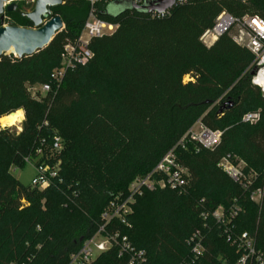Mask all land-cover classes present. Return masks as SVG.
<instances>
[{
  "label": "trees",
  "instance_id": "obj_1",
  "mask_svg": "<svg viewBox=\"0 0 264 264\" xmlns=\"http://www.w3.org/2000/svg\"><path fill=\"white\" fill-rule=\"evenodd\" d=\"M223 11L264 20V0H193L162 19L136 11L117 18L102 12L119 29L95 39L94 59L68 72L42 103L32 99L28 86L51 83L64 46L83 29L88 4L64 0L52 9L51 18L61 17L64 29L44 50L0 58V119L21 109L26 113L22 133L0 127V264H67L96 234L112 199L128 194L131 183L149 174L199 120L223 137L213 150L197 152L193 144L178 148L179 162L189 171L186 191L146 192L128 218L131 228L113 227L147 253V264L188 261L187 241L199 229L206 250L198 264H236L237 248L211 219L205 232L200 218L203 211L230 209L236 200L242 210L233 234H249L264 252V95L253 84L255 57L236 43L237 27L210 48L201 41ZM7 16L15 26L34 27L17 12ZM253 109L260 119L243 122ZM56 134L65 143L63 171L44 191L21 184L11 165L23 169L26 158L37 156L40 138L52 141ZM5 145L14 147V154ZM233 156L260 176V204L219 167ZM94 264L127 263L112 250Z\"/></svg>",
  "mask_w": 264,
  "mask_h": 264
},
{
  "label": "built area",
  "instance_id": "obj_2",
  "mask_svg": "<svg viewBox=\"0 0 264 264\" xmlns=\"http://www.w3.org/2000/svg\"><path fill=\"white\" fill-rule=\"evenodd\" d=\"M84 1L89 6V12L81 33L75 41L68 42L64 46L60 65L51 74V83L28 86V91L34 100L58 91L68 72L85 66L94 59L95 54L91 49V43L95 39L113 35L119 29V24L104 19L101 17V13L108 12L107 8L109 9L111 5L124 0ZM131 1L135 6L142 7L147 3H156L160 0ZM35 2L36 0H31V4L35 5ZM185 3L187 2H178L176 6ZM172 10L162 14L152 13L151 16L154 19H162L169 16ZM3 19L7 20V22H3V26L10 24L7 13ZM233 27L238 28V34L235 37L236 43L247 48L255 57L253 84L259 87L264 95V20L261 17L245 15L241 18H234L228 12L223 11L216 19L214 28L206 31L201 41L210 48ZM37 87L38 91H36ZM259 119L260 113H250L244 116L243 122L256 123ZM45 125L48 123L46 122ZM222 137V131L211 130L201 120L197 121L149 174L137 177L131 183L128 194H119L112 199L101 216V225L96 234L86 240L77 252L70 255L67 264H93L102 254L112 250H116L118 257L126 260L127 264H147V253L137 250L129 237L124 235L119 228L113 227V224L118 223L119 226L130 229L128 218L133 214V207L137 199L143 197L146 192L170 189L179 194L184 193L188 185L189 171L179 162L178 148L186 149L193 144L197 152L203 149L213 150L221 143ZM46 144L47 141H43L37 147L35 158L30 156L25 159L26 164L31 163L35 166L36 176L30 185L33 190L49 189L59 176V172L45 160ZM52 148L60 153L65 150V143L61 136L57 134L53 136ZM219 167L249 193L252 202L261 203L263 187L256 186L260 178L257 173L247 174L244 168L233 164L229 157L224 158ZM241 210L235 200L230 209L220 206L213 212L203 211L200 218L203 220L205 232L210 227L209 220L211 219L214 225L222 231L227 242L237 248L240 258L236 264H264V252L256 248L254 239L249 234L244 233L239 237L233 234L234 222ZM205 237L204 231L201 229L191 235L187 241V245L191 249V258L183 264H198L200 262L206 250Z\"/></svg>",
  "mask_w": 264,
  "mask_h": 264
},
{
  "label": "water",
  "instance_id": "obj_3",
  "mask_svg": "<svg viewBox=\"0 0 264 264\" xmlns=\"http://www.w3.org/2000/svg\"><path fill=\"white\" fill-rule=\"evenodd\" d=\"M18 0H0V19L5 13L17 12L23 18L33 23V28H24L8 24L0 27V58L15 56L17 58L33 56L44 50L53 41L56 34L64 29L61 17H52V9L64 4V0H36L32 11H24L16 3ZM193 0H160L156 3H147L142 7L135 6L131 0H124L110 6L104 15L117 18L128 11L141 14L165 13L172 10L178 2ZM246 2L249 0H238ZM46 22V23H45ZM255 72H252V76ZM22 121L21 123H23Z\"/></svg>",
  "mask_w": 264,
  "mask_h": 264
},
{
  "label": "rangeland",
  "instance_id": "obj_4",
  "mask_svg": "<svg viewBox=\"0 0 264 264\" xmlns=\"http://www.w3.org/2000/svg\"><path fill=\"white\" fill-rule=\"evenodd\" d=\"M18 5L20 4H25L24 8H22L24 11H32L34 8V4H31V0H18L16 2ZM26 5H32L31 7H27ZM3 22H7L6 19H2ZM39 88L37 87L36 91H38ZM32 97V94H30ZM33 99V98H32ZM42 99L43 96H40L37 100H35L37 103H42ZM22 112L23 114V121H25L26 118V113L24 110H19L18 112ZM247 114L250 113H256L255 110H249L246 112ZM246 115V114H245ZM7 116L3 117L2 119L6 118ZM0 119V120H2ZM23 123L21 124H16V126L13 127H3L1 122H0V127L2 129H8L11 131V133L13 134H20L22 133V128ZM47 136H43L40 138V143H42L43 141H47V144L45 146L44 149V154H45V160H47V162L50 164V166L52 168H54L55 170H57L59 173H61V171H63V165L65 162V158L62 156L63 152H56L53 150L52 148V141L51 139H47ZM4 148L6 149V152L8 154H14V150L15 148L12 147L11 145H5ZM230 161L233 164L238 165L241 168L246 169V171H248L249 174H252L254 171L251 169L252 167L250 165L247 164V162L241 160L238 156H233L230 158ZM10 173L14 176V178L16 180H18L21 184L25 185V186H30L32 183V180L35 178L36 176V170H35V166L31 163H27L26 166L23 169H17L16 166L11 165V167L9 168ZM63 181H61L62 183ZM43 204L45 203V200L43 199ZM133 212H134V207H133ZM96 262V261H95ZM94 262V263H95ZM93 263V264H94Z\"/></svg>",
  "mask_w": 264,
  "mask_h": 264
},
{
  "label": "bare ground",
  "instance_id": "obj_5",
  "mask_svg": "<svg viewBox=\"0 0 264 264\" xmlns=\"http://www.w3.org/2000/svg\"><path fill=\"white\" fill-rule=\"evenodd\" d=\"M23 121V114L22 112H16L6 118L0 120L3 127H13L16 124H20Z\"/></svg>",
  "mask_w": 264,
  "mask_h": 264
}]
</instances>
